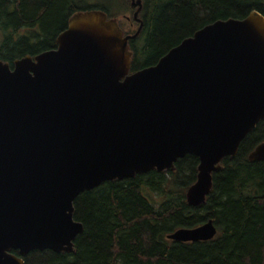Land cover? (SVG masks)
Masks as SVG:
<instances>
[{
	"label": "water",
	"instance_id": "1",
	"mask_svg": "<svg viewBox=\"0 0 264 264\" xmlns=\"http://www.w3.org/2000/svg\"><path fill=\"white\" fill-rule=\"evenodd\" d=\"M101 10L70 16L56 48L0 59V264L29 251L72 252L82 223L73 200L104 181L198 158L188 205L205 201L212 174L264 118V15L213 21L155 64L130 72L128 41ZM264 161V140L249 152ZM209 219L167 234L205 241ZM12 250H16L17 254Z\"/></svg>",
	"mask_w": 264,
	"mask_h": 264
},
{
	"label": "trees",
	"instance_id": "2",
	"mask_svg": "<svg viewBox=\"0 0 264 264\" xmlns=\"http://www.w3.org/2000/svg\"><path fill=\"white\" fill-rule=\"evenodd\" d=\"M141 1V27L128 41L130 72L155 64L213 21L241 19L252 10L264 15V0ZM77 3L0 0V59L12 66L17 58L56 48L57 35L76 12L96 9L108 18L117 17L107 6ZM123 3L132 13L130 0ZM126 16L124 33H134ZM262 140L264 118L242 139L235 156L222 159L212 174L210 192L197 206L185 199L197 173L198 158L192 154L178 158L171 169L137 173L84 190L73 200V218L83 227L73 240V251H29L23 256L25 264H264V161L248 159ZM209 219L217 229L212 239L181 242L166 237L179 227Z\"/></svg>",
	"mask_w": 264,
	"mask_h": 264
},
{
	"label": "rangeland",
	"instance_id": "3",
	"mask_svg": "<svg viewBox=\"0 0 264 264\" xmlns=\"http://www.w3.org/2000/svg\"><path fill=\"white\" fill-rule=\"evenodd\" d=\"M77 5L81 7H85L87 5L107 6L111 8L114 11V13H116L117 15L116 19L118 20L119 23H120L119 19H121V24L124 27L122 29L123 32H124V29H128L126 25H124V22L122 21V19H124L123 15H127V17L129 16L132 17V13L130 11V8H126V5L125 3H123V0H78ZM131 28L133 30H136L137 25L134 24L133 26H131ZM2 35H3L2 31H0V40L2 38Z\"/></svg>",
	"mask_w": 264,
	"mask_h": 264
},
{
	"label": "flooded vegetation",
	"instance_id": "4",
	"mask_svg": "<svg viewBox=\"0 0 264 264\" xmlns=\"http://www.w3.org/2000/svg\"><path fill=\"white\" fill-rule=\"evenodd\" d=\"M133 8V10H132V14H133V11L135 10V8L136 7H132ZM139 15V14H138ZM127 19H129L130 20V23H131V26H133L134 25V22L133 21H136L137 23H138V21L137 20H135V19H133V17H131V16H129ZM131 19H133V20H131ZM133 28V27H132ZM131 28V29H132Z\"/></svg>",
	"mask_w": 264,
	"mask_h": 264
}]
</instances>
